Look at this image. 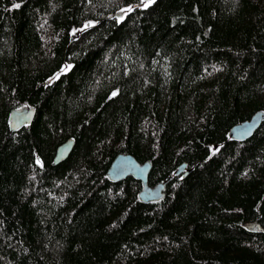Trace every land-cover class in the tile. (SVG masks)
Segmentation results:
<instances>
[{"label": "trees", "instance_id": "obj_1", "mask_svg": "<svg viewBox=\"0 0 264 264\" xmlns=\"http://www.w3.org/2000/svg\"><path fill=\"white\" fill-rule=\"evenodd\" d=\"M259 111L264 0H0V264H264V122L229 136Z\"/></svg>", "mask_w": 264, "mask_h": 264}, {"label": "water", "instance_id": "obj_2", "mask_svg": "<svg viewBox=\"0 0 264 264\" xmlns=\"http://www.w3.org/2000/svg\"><path fill=\"white\" fill-rule=\"evenodd\" d=\"M37 109L31 106L12 111L10 115V126L13 132L30 125L35 120ZM264 122V111L257 112L251 119L235 125L229 136L235 141H245L251 138L257 129ZM75 147L73 138L61 144L54 160V165L64 162ZM153 168L152 161L140 162L134 155L128 153L119 154L112 163L108 177L112 182H120L128 177H134L141 182L142 188L139 192V199L144 204L161 202L166 198L167 186L173 180L169 176L166 180L152 186L150 184V174ZM193 171L187 163L182 164L175 172V176L187 177Z\"/></svg>", "mask_w": 264, "mask_h": 264}, {"label": "snow or ice", "instance_id": "obj_3", "mask_svg": "<svg viewBox=\"0 0 264 264\" xmlns=\"http://www.w3.org/2000/svg\"><path fill=\"white\" fill-rule=\"evenodd\" d=\"M149 2H153V0H149ZM145 6H147V5H145Z\"/></svg>", "mask_w": 264, "mask_h": 264}, {"label": "bare ground", "instance_id": "obj_4", "mask_svg": "<svg viewBox=\"0 0 264 264\" xmlns=\"http://www.w3.org/2000/svg\"><path fill=\"white\" fill-rule=\"evenodd\" d=\"M32 107V106H31ZM24 108V107H23ZM21 109V108H20ZM17 110V109H16Z\"/></svg>", "mask_w": 264, "mask_h": 264}]
</instances>
